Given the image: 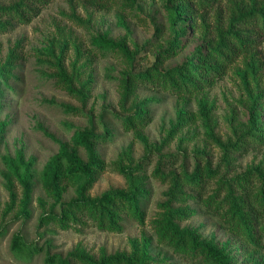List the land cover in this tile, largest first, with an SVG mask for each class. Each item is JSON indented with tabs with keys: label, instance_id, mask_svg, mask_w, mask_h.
Wrapping results in <instances>:
<instances>
[{
	"label": "rangeland",
	"instance_id": "obj_1",
	"mask_svg": "<svg viewBox=\"0 0 264 264\" xmlns=\"http://www.w3.org/2000/svg\"><path fill=\"white\" fill-rule=\"evenodd\" d=\"M263 2L216 0L201 7L184 0H0V7L22 4L36 13L27 24L10 20L12 29L0 34V67L10 55L14 67L7 79L0 78V264H45L48 257L66 259L76 249L95 259L130 256L135 248L149 264H211L199 254L174 250L157 232L175 182L183 196L170 207L186 211L175 220L180 229L222 251L231 264H264V208L253 203L254 246L230 230L225 199L229 191L238 197L240 189L253 199L264 188V136L253 138L249 130L252 108L264 130V96L253 101L264 95V33L248 31L244 18L239 20L233 30L249 39L247 49L223 75L202 74L205 83L197 92L139 81L154 68L180 67L196 49L209 59L220 33H228L232 12L239 17ZM177 35L176 46H170ZM126 80L133 82L125 101ZM135 108L148 114L145 127L129 124ZM86 131L100 139L94 151L104 168L83 198L126 189L116 166H127L141 177L142 224L121 215L120 232L110 233L80 218L70 205L81 201L78 179L62 183L65 192L57 202L45 193L44 167L62 145L87 163L85 149L74 143ZM19 155L34 160L26 212L22 187L11 180L12 204L3 176L6 161ZM194 175L202 181L199 192L187 183ZM15 236L27 253L11 251Z\"/></svg>",
	"mask_w": 264,
	"mask_h": 264
},
{
	"label": "trees",
	"instance_id": "obj_2",
	"mask_svg": "<svg viewBox=\"0 0 264 264\" xmlns=\"http://www.w3.org/2000/svg\"><path fill=\"white\" fill-rule=\"evenodd\" d=\"M175 3L177 0H169ZM192 2L196 6L216 2V0H184V2ZM203 5V6H204ZM180 8V5H178ZM240 12L239 9H237ZM186 10H182L184 14ZM36 13L32 8L24 7L22 4H16L14 6L0 7V18H4V21L0 19V34L7 33L12 29L10 20H14L17 24H27ZM232 12L229 20L228 33H220L221 37L217 45L211 49L209 53V59L204 58L200 53V49H196L192 58H190L185 64L178 68L170 69L166 72L153 69L149 71L151 73H145L142 75L141 82H153L157 81L165 90H176L177 92L193 93L200 89L202 83L205 81L202 79V74L211 77H219L224 74V68L230 65L233 60L239 54H242L249 45V39L240 36V31H234L233 27L239 20L244 18L243 23L248 28V31L252 32L258 30L264 33V2L260 6H255L249 9L243 15L239 17L234 16ZM236 18V19H235ZM176 39H174L170 46H176ZM111 48H119L122 52L124 48L120 44L108 43ZM60 61V56L57 58ZM208 60L211 61L208 64ZM13 57H8V62L0 67V78H8L10 70L13 67ZM60 74L63 80L69 83V79L65 71L60 68ZM213 78V79H214ZM133 81L126 80L124 82V100L126 101L130 94V85ZM211 81L210 84H213ZM79 94V93H78ZM264 95H256L253 101ZM260 116L255 113V109H251L249 130L254 133V136H264V130L260 128L259 122ZM148 114L144 109L135 108L133 114L128 119L129 124L139 127H145L148 124ZM99 137H95L92 132L86 131L79 134L74 143L85 149L87 155V163H83L80 158L73 152H67V145H62L58 154L52 157L44 167L43 177V189L48 197L55 202L59 201L65 192V188L62 186L63 182H68L74 179L81 181L80 183V195L81 201H73L70 205L75 208V211L82 218L83 215L92 219L95 222L96 227L100 231L104 232H120L119 223L122 221L121 215L131 216L134 220L142 224V213L140 210V198L144 191L141 185V177H133L131 169L127 166L119 164L116 166V170L125 177L127 187L124 190H111L103 193L100 198L89 200L83 198V195L88 191L93 184L98 180L99 175L103 171V162L97 157L94 151L95 142H98ZM34 160L25 162L21 155L16 160L6 161V173L4 178L7 185V191L9 193L10 202L13 204L15 201V194L11 186V180H16L23 190V212H26V205L30 201L31 194V169ZM264 179V178H263ZM187 183L198 192L201 191L202 181L196 175L188 177ZM175 182L172 192L170 194V201L164 204V215L162 220L157 226V232L163 241H167V244L172 246L174 250L181 253H193L199 254L205 258V260L211 264H231L229 259L222 251L212 246L210 243L199 241L190 231L187 229H180L175 224V220H181L184 218L185 210L172 209L170 202L175 197H181V187H177ZM225 199L229 202L230 218L227 221L229 228L232 232L239 233L247 238L249 242H252L254 246L257 243L254 241V233L252 223L256 221L257 213L253 205L254 202L259 203L264 208V188L261 189L256 196L251 199V193L240 189L238 197H234L233 193L229 191ZM69 205V206H70ZM66 217L75 221L76 215L74 213L66 212ZM60 222H65L61 219ZM264 232V227L262 229ZM26 248L20 237L15 236L12 240L11 251L16 255H23L27 253ZM45 264H149L144 252L139 251L138 248L134 249V252L127 256L124 253H118L113 256L101 255L99 259H95L83 250L76 249L74 252L69 253L66 259H60L59 257L46 258Z\"/></svg>",
	"mask_w": 264,
	"mask_h": 264
}]
</instances>
